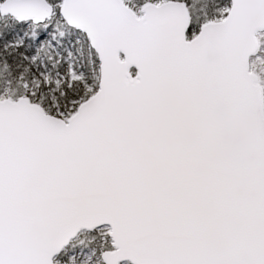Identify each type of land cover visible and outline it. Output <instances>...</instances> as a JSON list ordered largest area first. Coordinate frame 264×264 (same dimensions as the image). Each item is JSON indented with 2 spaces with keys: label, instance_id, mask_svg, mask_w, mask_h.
<instances>
[{
  "label": "snow or ice",
  "instance_id": "snow-or-ice-1",
  "mask_svg": "<svg viewBox=\"0 0 264 264\" xmlns=\"http://www.w3.org/2000/svg\"><path fill=\"white\" fill-rule=\"evenodd\" d=\"M0 264H264V0H0Z\"/></svg>",
  "mask_w": 264,
  "mask_h": 264
}]
</instances>
